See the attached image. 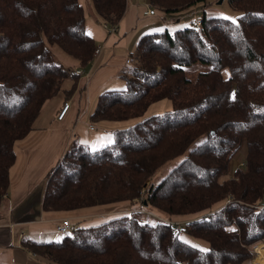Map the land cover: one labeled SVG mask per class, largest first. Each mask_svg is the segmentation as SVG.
<instances>
[{
  "label": "trees",
  "instance_id": "1",
  "mask_svg": "<svg viewBox=\"0 0 264 264\" xmlns=\"http://www.w3.org/2000/svg\"><path fill=\"white\" fill-rule=\"evenodd\" d=\"M90 1L112 27L127 10V0ZM147 1L167 21L202 4L200 27L143 35L120 74L125 86L101 91L90 120L142 117L164 99L172 109L115 130L99 149L71 143L48 172L46 213L132 205L58 239H22L52 264H241L264 241V0H226L234 19L208 15L207 0ZM85 22L79 0H0V210L16 143L46 103L82 89L74 72L99 46ZM243 141L244 167L228 176ZM179 215L193 218L177 230Z\"/></svg>",
  "mask_w": 264,
  "mask_h": 264
},
{
  "label": "crops",
  "instance_id": "2",
  "mask_svg": "<svg viewBox=\"0 0 264 264\" xmlns=\"http://www.w3.org/2000/svg\"><path fill=\"white\" fill-rule=\"evenodd\" d=\"M79 2L83 6L86 17V31L102 48L89 68L84 72L81 69L83 74L81 75L80 93H76L70 100L56 97L55 108L48 117V123L36 124L35 129L26 138L16 143V161L10 171V190L0 210V264H52L46 258L24 249L21 246L22 239L29 238L31 234V238L36 237L33 240L43 241L40 238L42 235H50L44 226L50 223L54 227L56 221L63 217H69L73 222V220L85 219L87 216L94 218L103 216L104 218L126 211V209H112L106 212L101 207L69 213H46L42 210L46 177L76 137L74 130H80L82 135L80 127L93 130L91 129L93 121L90 120V116L96 106L98 94L105 89L124 87V80L120 74L127 68L126 59L136 51L140 38L147 33L169 28L168 25H174L175 22H168L165 13L160 10H157L154 15H144L149 5L147 0H127V10L119 22L117 31L109 32L103 27V23L97 21L96 17L91 14V1L79 0ZM206 13L211 16L227 17L214 3L206 7ZM234 18L231 17V19ZM183 19L180 18L176 22L182 24ZM66 102L70 103V107L63 118L58 119ZM79 135L77 134V137ZM83 137V141L94 144L101 143L102 139L96 137L88 141L84 135ZM238 153L245 159V141L242 142ZM235 163L232 158L229 172L233 177L235 176ZM192 218V215H179L174 216L172 222L182 226ZM74 224L77 225V223ZM34 226L37 228L35 229ZM180 236L184 241L196 247L206 248L208 246L204 240L192 238L185 233ZM255 247L254 252L256 253ZM241 264H253V259Z\"/></svg>",
  "mask_w": 264,
  "mask_h": 264
},
{
  "label": "rangeland",
  "instance_id": "3",
  "mask_svg": "<svg viewBox=\"0 0 264 264\" xmlns=\"http://www.w3.org/2000/svg\"><path fill=\"white\" fill-rule=\"evenodd\" d=\"M219 1L220 0H207L208 3H212V4L214 3L215 6H218L219 10H221L225 15H227V17H229V18L237 17L238 13H236L229 6V4L226 2V0H223L221 3H219ZM201 5L202 4L194 5L190 8L182 11V15L178 14L176 19L173 20V22H175L174 25L173 24L168 25L169 30H174L176 28V26L183 27V26L189 25V26H194V27H200V25L197 26V25H195V23L198 20L201 21V19H200L201 12H202ZM155 7L157 10L161 11V9L159 7H157V6H155ZM180 18H184L183 19L184 22H182V24H179V22H176ZM168 22H172V21L168 20ZM124 86H125V81H124ZM55 101H56V98L50 100V102L45 104L40 116L38 117V119L35 122V126H36V124L38 125L39 123H43V122L48 123V117H50L53 109L55 108V103H56ZM171 109H172L171 102L167 99H164V100H161L159 102H155V103L151 104L142 117L130 118V119L120 120V121H96V122H92L93 130H89V128H87V127L86 128L80 127L82 130V133L85 136L86 140H88V141L93 140V138H96V137H101L102 138L101 143H98V144L87 143V141H83L84 137L81 134V131L80 130H77V131L74 130L76 137L74 138V140H72L70 142V145L73 142H80V143L85 142L83 144L87 143V145H89V147L91 149H93V150L99 149V148L105 146L106 144H108L109 140H110V143L113 141V133L115 130L128 128L143 118H146V117L151 116L153 114L162 113V112H165V111H168ZM80 128H78V129H80ZM77 134L78 135L80 134V135L77 137ZM233 159H234V162H236L235 163V169H234V172H235L240 167V163L245 162V159L241 156L240 153L234 155ZM229 165H231V163H229ZM230 168H231V166H230ZM241 168H243V167H241ZM230 175H231V173L229 172L228 176H230ZM128 208H132V205L130 202H120V203L109 204L107 206H104L102 209H104V211H106V212H109L112 209H122L123 210V209H128ZM110 217H112V216H107L104 218H103V216L98 217V218L87 216V217H85V219L81 218L79 221L73 220V223H77L78 227H80V226L86 227V226H91V224H93V225L94 224H100V223L104 222L105 220L110 219ZM34 228L36 229L37 226H34ZM44 228L46 229V231H48L47 233L50 235H42L40 238H42L43 241H49V240L58 239V238L62 237V234L57 233V231L55 230L53 225H51L50 223H47L44 226ZM30 235L31 234H29V236H28L29 238H31ZM49 236H51V237H49ZM35 238L33 237L31 239H35ZM37 240L42 241L40 239H37ZM258 243H260V242H258ZM255 246L256 245H254V247ZM254 247L252 248V250H254ZM254 254H255V256H254V258H252L253 260L255 259L256 255H257L255 252H254Z\"/></svg>",
  "mask_w": 264,
  "mask_h": 264
},
{
  "label": "built area",
  "instance_id": "4",
  "mask_svg": "<svg viewBox=\"0 0 264 264\" xmlns=\"http://www.w3.org/2000/svg\"><path fill=\"white\" fill-rule=\"evenodd\" d=\"M156 12H157V9L154 6L148 5L147 9L144 11V15H154ZM200 22H201L200 20L196 21L195 25H197V26L200 25ZM103 27L105 29H107L109 32H115V31H117V28H118V26L112 27V26L108 25L107 23H103ZM101 48H102V46H100V45L97 46V48L95 49V52H94L95 57L99 55ZM129 62H130L129 59H127L126 63H129ZM74 73L78 74V75L83 74V72L81 70H76ZM69 107H70V103L66 102L64 104V107H63L61 113L58 115V119L63 118L64 114L66 113V111L68 110ZM92 128H93V126H91V129ZM240 167H244V162L240 163ZM173 224L175 225V228L177 230L180 229V227H181L180 224H177V223H173ZM54 228L57 231V233L66 234L68 232L75 230L77 228V226L72 222L71 218L63 217L60 220L56 221Z\"/></svg>",
  "mask_w": 264,
  "mask_h": 264
},
{
  "label": "bare ground",
  "instance_id": "5",
  "mask_svg": "<svg viewBox=\"0 0 264 264\" xmlns=\"http://www.w3.org/2000/svg\"><path fill=\"white\" fill-rule=\"evenodd\" d=\"M255 251L257 255L253 260V264H264V242L258 244Z\"/></svg>",
  "mask_w": 264,
  "mask_h": 264
},
{
  "label": "snow or ice",
  "instance_id": "6",
  "mask_svg": "<svg viewBox=\"0 0 264 264\" xmlns=\"http://www.w3.org/2000/svg\"><path fill=\"white\" fill-rule=\"evenodd\" d=\"M225 19H227V17H225ZM233 23H235V21H233Z\"/></svg>",
  "mask_w": 264,
  "mask_h": 264
},
{
  "label": "water",
  "instance_id": "7",
  "mask_svg": "<svg viewBox=\"0 0 264 264\" xmlns=\"http://www.w3.org/2000/svg\"><path fill=\"white\" fill-rule=\"evenodd\" d=\"M223 0H220L219 3H221Z\"/></svg>",
  "mask_w": 264,
  "mask_h": 264
}]
</instances>
